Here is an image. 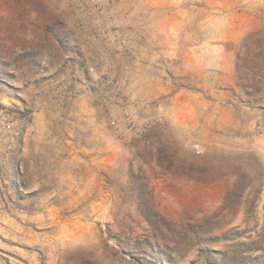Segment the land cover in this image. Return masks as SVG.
Here are the masks:
<instances>
[{
	"label": "rangeland",
	"instance_id": "1",
	"mask_svg": "<svg viewBox=\"0 0 264 264\" xmlns=\"http://www.w3.org/2000/svg\"><path fill=\"white\" fill-rule=\"evenodd\" d=\"M254 11L264 0H0V264H138L109 237L120 225L170 252L159 264H264V80L236 85L249 32L233 39ZM153 125L244 176L147 169L165 244L127 178L131 139Z\"/></svg>",
	"mask_w": 264,
	"mask_h": 264
},
{
	"label": "trees",
	"instance_id": "2",
	"mask_svg": "<svg viewBox=\"0 0 264 264\" xmlns=\"http://www.w3.org/2000/svg\"><path fill=\"white\" fill-rule=\"evenodd\" d=\"M51 29L50 26L47 28L49 32H52ZM256 35L260 37L255 38ZM10 69H12L10 64L0 53V82L3 81L2 78L11 79L12 72ZM260 80H264V20L260 28L246 34L236 52V85L246 95H251L261 90V86H256V82H260ZM161 129V126L153 125L145 129L138 137L131 139L129 144L131 158L128 162L127 178L131 206L148 225L151 238L156 242L160 239L165 244L167 241L164 238V230L171 229L172 224L154 206L152 187L146 173L147 169H158L163 174L186 178L188 181L202 184H213L222 180L243 178L244 176L243 173L236 172L227 176L222 171V162L220 163L222 157L196 155L185 151L176 142L166 137ZM243 192L244 189L241 190V194ZM128 231V228L125 229L123 225H120L119 233L109 237L115 240L121 252L133 255V259L138 264L144 263L139 260L140 256L133 254L132 251L135 247H139V254H148L152 257L146 261V264H159L160 256L162 261H172L170 252L165 248H161L158 244V249L154 252L153 242L148 238L144 240L132 239L128 235ZM204 251L200 252L203 254ZM87 263L91 264L90 261ZM223 263L227 264L225 261Z\"/></svg>",
	"mask_w": 264,
	"mask_h": 264
},
{
	"label": "crops",
	"instance_id": "3",
	"mask_svg": "<svg viewBox=\"0 0 264 264\" xmlns=\"http://www.w3.org/2000/svg\"><path fill=\"white\" fill-rule=\"evenodd\" d=\"M243 22H241L239 24V27H238V32L240 34H238V36L235 38L233 37L234 41H238L242 38V36H244L246 33L250 32V31H253V30H256L258 28H260L263 24V20L264 18H260V16L258 15L257 11H254L252 12V14L250 15H245L243 17ZM231 54L233 55V51L231 52ZM233 68H232V71H231V85L233 86ZM206 106L205 105H202V108L199 109V111L202 112V116H204V122L205 120L207 119V113H206ZM201 115V113H200ZM205 124V123H204ZM199 125H201V123H199ZM202 129H206V127H202ZM264 146V143L262 144ZM264 149V147H263Z\"/></svg>",
	"mask_w": 264,
	"mask_h": 264
},
{
	"label": "built area",
	"instance_id": "4",
	"mask_svg": "<svg viewBox=\"0 0 264 264\" xmlns=\"http://www.w3.org/2000/svg\"><path fill=\"white\" fill-rule=\"evenodd\" d=\"M5 127H6L7 129L11 130L12 125L7 124ZM11 131H12V130H11ZM13 133H14L15 135H18V132H17L16 130H14V129H13ZM9 204L11 205L12 202H10ZM2 207H3V206H2ZM14 208H15V207H14ZM16 210H17V208H16ZM205 264H219V263L214 262V263H205ZM243 264H256V263L248 262V263H243Z\"/></svg>",
	"mask_w": 264,
	"mask_h": 264
}]
</instances>
